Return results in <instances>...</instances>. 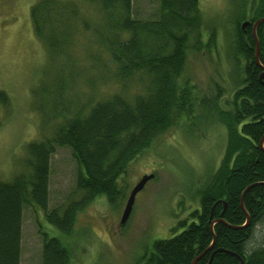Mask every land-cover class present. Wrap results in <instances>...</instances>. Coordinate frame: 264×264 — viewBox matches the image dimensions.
I'll use <instances>...</instances> for the list:
<instances>
[{"label":"trees","instance_id":"trees-1","mask_svg":"<svg viewBox=\"0 0 264 264\" xmlns=\"http://www.w3.org/2000/svg\"><path fill=\"white\" fill-rule=\"evenodd\" d=\"M237 1L236 18L223 30L239 79L229 108L221 111L229 129L222 163L199 186V207L168 237L153 240L148 254H141L143 264H191L202 252L195 264H264V239L258 242L252 234L264 222V139L259 144L264 136V22L254 34L251 24L242 28L247 7L245 0ZM246 1L252 2V21L264 16V0ZM202 13L199 0H159L156 15L147 19L133 14L132 0H36L30 6L33 32L51 54H66L69 65L88 58L96 74L110 71L117 87L73 113L67 111L70 104L56 100L47 114L59 121L52 134L27 142L20 169L0 179V264L21 262L25 207L40 210L55 231L48 235L39 228L40 264H74L60 236L72 235L78 214L98 195L119 205L127 197L120 178L132 160L177 123L186 107L216 102L206 95L193 100L190 94L197 86L187 73V55L199 49L204 36L205 45L213 44L216 33ZM97 19L103 24H94ZM81 35L87 37L86 48L71 59L68 51ZM67 88L62 82L58 97ZM7 100L0 90V104ZM55 146L70 148L78 166L74 193L79 194L48 208ZM214 218L222 221L211 231Z\"/></svg>","mask_w":264,"mask_h":264},{"label":"rangeland","instance_id":"rangeland-1","mask_svg":"<svg viewBox=\"0 0 264 264\" xmlns=\"http://www.w3.org/2000/svg\"><path fill=\"white\" fill-rule=\"evenodd\" d=\"M35 1L0 0V90L8 98L6 104H0V179L3 180L10 179L20 169L27 142L52 134L53 126L59 121L55 116L48 118L47 114L48 108L56 106V100L70 104L67 111L73 113L87 101L102 98L117 87L110 71L96 74L88 58L78 59L86 48L87 37L77 38L78 46L71 48L73 54L71 49L68 51L71 59L79 60L72 65L66 54L54 56L46 49L32 28L29 12ZM199 2L202 19L216 26V33L213 44L205 45L204 36L199 49L187 55V73L197 86L190 94L193 100L206 95L216 102L198 101L191 108L186 107L177 123L132 160L120 178V184L126 186V196L143 174L154 176L136 193L124 224H120V216L126 199L114 205L104 195H98L78 214L72 235L60 236L74 264H143L141 254H148L153 240L168 237L179 220L199 207V186L222 163L229 129L221 111L229 108V97L239 79V68L223 30L236 18L238 1ZM158 5L159 0H132L133 14L143 19L153 18ZM244 5L247 9L242 20H250L248 7L252 2L245 0ZM94 24L103 22L97 19ZM81 71L86 78H82L83 74L76 79ZM62 82L68 88L58 97ZM49 164L47 206L52 208L74 193L78 166L67 146H55ZM216 219L211 220V231ZM39 228L48 235L55 234L40 210L25 207L20 264H40ZM253 230L256 241L264 239V222Z\"/></svg>","mask_w":264,"mask_h":264},{"label":"water","instance_id":"water-1","mask_svg":"<svg viewBox=\"0 0 264 264\" xmlns=\"http://www.w3.org/2000/svg\"><path fill=\"white\" fill-rule=\"evenodd\" d=\"M260 22H264V16L257 18L256 20H254L252 23L249 20H245L241 23V27L244 28L245 26L249 25L251 23L252 26V32L253 34L255 33V29L256 26L260 23ZM255 36V35H254ZM256 38V36H255ZM255 52H254V58L255 61L259 64V59H258V52H259V47H258V43L257 40L255 41ZM264 69V68H263ZM264 136L260 139V146H262V142H263ZM154 176L153 173H149V174H143L138 181L132 186V188L130 189L127 197H126V201L124 204V207L122 209V213L120 216V224H124L125 221L127 220L131 210H132V206L134 203V199H135V195L138 191H140L144 185L146 184V182L151 179ZM242 199V198H241ZM225 206V203L223 201V207ZM249 217L248 215L246 216V223L248 222ZM216 221H222L221 218L216 219ZM203 254L200 253L198 254L193 260L191 264H195L196 260Z\"/></svg>","mask_w":264,"mask_h":264},{"label":"flooded vegetation","instance_id":"flooded-vegetation-1","mask_svg":"<svg viewBox=\"0 0 264 264\" xmlns=\"http://www.w3.org/2000/svg\"><path fill=\"white\" fill-rule=\"evenodd\" d=\"M249 21H250L251 23L253 22L251 19H250ZM251 23H250V24H251Z\"/></svg>","mask_w":264,"mask_h":264}]
</instances>
